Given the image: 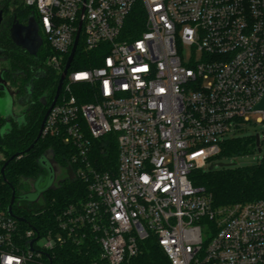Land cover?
Returning <instances> with one entry per match:
<instances>
[{"label": "built area", "instance_id": "built-area-1", "mask_svg": "<svg viewBox=\"0 0 264 264\" xmlns=\"http://www.w3.org/2000/svg\"><path fill=\"white\" fill-rule=\"evenodd\" d=\"M24 2L38 12L46 65L60 78L80 27L71 66L79 50L99 51L80 60L98 65L70 66L42 134L62 140L69 177L88 193L43 234L22 230L0 201V264H39L89 234L104 264H126L151 237L172 264H264V199L216 206L194 183L234 125L254 112L264 122L255 110L264 94V0ZM137 4L144 20L133 22ZM102 138L118 142L116 168L98 163ZM5 159L0 148V175Z\"/></svg>", "mask_w": 264, "mask_h": 264}, {"label": "trees", "instance_id": "trees-1", "mask_svg": "<svg viewBox=\"0 0 264 264\" xmlns=\"http://www.w3.org/2000/svg\"><path fill=\"white\" fill-rule=\"evenodd\" d=\"M18 3L19 0H13ZM24 6H27L23 2ZM39 20V15L34 7L27 6ZM132 20L136 18L144 20V13L140 4L134 7ZM142 29V28H141ZM136 34H138L137 29ZM5 46L11 42L7 35L0 38ZM80 51V52H79ZM78 51L81 54L77 62H73L71 69L90 67L98 65L95 60L81 62V58H93L99 51L89 54ZM50 49L43 48V55L47 59ZM77 58V57H76ZM54 74L56 73L53 70ZM56 88L60 75L56 73ZM42 120L31 118L25 125L13 124L11 131L5 136L1 135V128L6 123V119L0 116V148L6 159L3 164L13 155L17 154L6 167L5 176L0 175V201L2 208L7 211L12 197V187L19 189L21 180L24 177H38L42 168L38 159L48 149L52 148L60 164L66 167L68 156L66 147L62 140L54 136H41L34 147L27 150L37 138L41 128ZM262 144V142H261ZM262 147V145H261ZM259 150L256 143V135L246 137H228L222 143V150L216 158L223 156L232 157L244 155ZM96 154L98 163L102 169L116 168L118 163V142L113 138H102L96 141ZM97 163V164H98ZM194 183L203 186L207 192L212 194L214 204L223 206L236 202H246L264 199V156L253 164L245 166H223L218 169L208 171L198 170L194 174ZM88 193V185L81 179H64L57 189H51L44 194L43 203L18 204V200L13 205L14 213L17 216L25 217L26 221H20L22 230L30 226L38 228L43 234L56 224V214L66 205L73 201L85 199ZM39 264H104L101 258V247L95 236L89 234L81 242H66L53 248L49 256L40 258ZM126 264H172L163 248L153 238H149L142 243V250L132 257Z\"/></svg>", "mask_w": 264, "mask_h": 264}, {"label": "flooded vegetation", "instance_id": "flooded-vegetation-1", "mask_svg": "<svg viewBox=\"0 0 264 264\" xmlns=\"http://www.w3.org/2000/svg\"><path fill=\"white\" fill-rule=\"evenodd\" d=\"M0 12H2L0 38L7 35L11 39L7 46L0 41V49H2L0 51V88L2 89L0 98L5 97L8 90L13 101V115L8 119L11 125L18 124L19 126L25 125L31 118H35L37 121L44 120L57 92L55 86L57 72L54 74L53 70L46 65V59L42 53L43 48L47 46L46 40L39 29L43 43L37 53L32 54L28 49L15 44L11 38V28L15 21L27 25L30 16L33 15L39 23L38 18L27 6L11 7L6 0H0ZM0 116L5 118L1 114ZM20 117L19 122L17 119ZM55 159L62 172L66 167L60 164L56 154ZM40 174L43 175V180L38 183L41 186L47 182L49 174L45 169H42ZM29 178L21 183L19 189L13 185L17 196L27 192L24 186H28L30 191L32 190L31 184L37 177ZM63 178L65 176L60 177L59 173L55 185H61ZM60 180L61 182H59ZM29 202L21 201L20 204L25 205Z\"/></svg>", "mask_w": 264, "mask_h": 264}, {"label": "water", "instance_id": "water-1", "mask_svg": "<svg viewBox=\"0 0 264 264\" xmlns=\"http://www.w3.org/2000/svg\"><path fill=\"white\" fill-rule=\"evenodd\" d=\"M2 20V12H0V22ZM39 23L36 21L35 17L32 15L30 16L29 18V22L27 25H23L21 23H19L18 21H15L12 28H11V38L13 40V42L23 48H26L28 49L32 54H36L37 51L39 50V48L41 47L42 43H43V39L41 37V35L39 34ZM80 30H81V27L77 33V36H76V40H75V43L73 45V48H72V52L69 56V59L66 63V66L64 68V71H63V74L61 75V78L59 80V83H58V87H57V92H56V95L54 97V100L51 104V106L49 107L46 115H45V118L41 124V128L39 130V133H38V136L37 138L34 140V142L31 144V146L27 149H31L32 147H34L35 143L41 138L42 134H43V129H44V126H45V123H46V119L51 111V109L53 108V106L55 105L60 93H61V90H62V86H63V83H64V80H65V77L67 75V72L71 66V63L73 61V58L75 56V53H76V50H77V45H78V41H79V36H80ZM2 49H0L1 51ZM0 91H2V89L0 88ZM6 96L5 97H2L0 98V109H1V106L3 104H5V112L4 113H1V115H3L6 119V123L3 125V127L1 128V135L2 136H5L6 134H8L11 129H12V125L9 121V116H12L13 115V110H12V106H13V101L11 99V96H10V92L7 90L6 92ZM255 110L256 111H263L264 110V94L261 98V100L256 104L255 106ZM21 119L18 118L17 120L19 121ZM20 122V121H19ZM256 143H257V147L259 149V151H262V147H261V137L259 134L256 135ZM17 154L11 156L2 166L1 168V172H2V175L4 177V180L7 181L6 179V176H5V170H6V167L7 165L9 164V162L14 159L16 157ZM38 163L40 164V167L42 169H45L47 172H48V180L45 184L43 185H39L38 183H41V181L43 180V175L40 174L36 179H35V182H33L31 184L32 186V190L30 192H24V193H21L20 195H16V190L15 188L13 187V185H11L12 187V197H11V201H10V204L7 208V213L11 216H14L16 217L18 220L20 221H26V218L25 217H20V216H17L15 213H14V210H13V205L14 203L16 202V200H18V204L21 203V201H30V202H41V204L43 203V200H44V194L45 192L51 190V189H57L60 187V185H55L56 181H57V178H58V174L61 173V168H60V165L59 163L56 161L55 159V152L52 148L48 149L42 156H40V158L38 159ZM216 166L215 163L211 164L210 166V169H214ZM218 166L220 167H223V166H230V164H227V163H223V162H220L218 163ZM66 170V168L64 169ZM69 176H65L64 179L68 178ZM26 178H29V177H24L22 178L21 180V183L26 179ZM30 179V178H29ZM61 182V180L59 181ZM32 193L33 195V199L30 198L29 194ZM37 238H34L32 240H30V243H31V247H33V243L35 242Z\"/></svg>", "mask_w": 264, "mask_h": 264}, {"label": "rangeland", "instance_id": "rangeland-1", "mask_svg": "<svg viewBox=\"0 0 264 264\" xmlns=\"http://www.w3.org/2000/svg\"><path fill=\"white\" fill-rule=\"evenodd\" d=\"M6 1L9 3L11 7L24 6L23 4L24 0H19L17 4L14 3L13 0H6ZM190 53H191L190 49L188 48L184 49L185 56L189 55ZM0 112L1 113L5 112V104L1 106ZM258 116H259V113L257 112L250 113L249 114L250 121L242 122L239 128L235 127L234 125V129L228 135V137H246V136L259 134L261 137V142H262L261 144L262 151L256 150L254 152H250L244 155H238V156H232V157L223 156L220 158H216L214 160V163L216 164L215 166L216 169L220 168V166H218V163L220 162L230 164V166L232 167H238V166H245V165L256 163L263 158L264 156V122H258L257 121ZM208 170L209 168H206L204 171H208ZM67 175H68L67 170H63L60 173V177L67 176ZM24 187L25 189H27V192H30V189L28 188V186H24ZM29 196L31 199H33L32 193H30ZM39 204H41V202H39Z\"/></svg>", "mask_w": 264, "mask_h": 264}]
</instances>
